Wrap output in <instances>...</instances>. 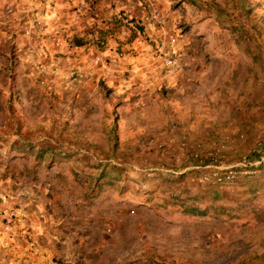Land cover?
Returning a JSON list of instances; mask_svg holds the SVG:
<instances>
[{
  "label": "rangeland",
  "instance_id": "obj_1",
  "mask_svg": "<svg viewBox=\"0 0 264 264\" xmlns=\"http://www.w3.org/2000/svg\"><path fill=\"white\" fill-rule=\"evenodd\" d=\"M169 1L179 41L164 52L134 44L140 24L131 40L103 23L69 39L43 5L64 0L0 4L20 15L0 27V188L27 187L50 264H264V0ZM35 20L48 38L24 36ZM54 36L116 75L47 89L36 46L77 62Z\"/></svg>",
  "mask_w": 264,
  "mask_h": 264
},
{
  "label": "built area",
  "instance_id": "obj_2",
  "mask_svg": "<svg viewBox=\"0 0 264 264\" xmlns=\"http://www.w3.org/2000/svg\"><path fill=\"white\" fill-rule=\"evenodd\" d=\"M147 7L148 11H145L144 16L145 21L155 27L165 28L167 16L162 10L153 2H149ZM19 16L14 3L6 4L0 16V27H12L18 22ZM44 30V23L38 20L23 26L24 36L31 40L35 31L39 33V36L43 35V39L48 38ZM49 36L52 35L49 34ZM43 39L40 41L42 42ZM159 41L162 46L161 51L164 52L167 44L176 45L179 38L176 35L165 33ZM28 44L31 47L30 41ZM54 45L55 49L63 52L70 44L65 38L54 36ZM36 48L37 51L31 59L32 64L43 75V83L49 90H54L57 83L86 86L90 85L98 74L109 78L116 75V69L113 68L112 63H108L102 52L93 54L87 61L78 59L74 65H67L61 63L63 60L58 56L47 59L49 53L44 46H36ZM177 59L175 55H169L166 57V63L174 66ZM260 146L263 149L262 143ZM26 188L21 184H18L16 188H0V262L50 264V255L46 250V245L41 242L34 230L33 211L31 212L30 205L31 196Z\"/></svg>",
  "mask_w": 264,
  "mask_h": 264
},
{
  "label": "crops",
  "instance_id": "obj_3",
  "mask_svg": "<svg viewBox=\"0 0 264 264\" xmlns=\"http://www.w3.org/2000/svg\"><path fill=\"white\" fill-rule=\"evenodd\" d=\"M5 0H0V4L4 3ZM64 6L66 9L59 11L55 5L50 3H44L45 8L48 9L46 19L52 18L54 25L59 28H63L64 32H67L68 38L72 37L83 32V35L92 37L94 40L99 36L100 26L103 23L105 26L110 25H122L121 31L118 30L116 33L119 38H128L133 39V36L130 37V26L135 28L136 25H141L143 27V32H139L135 37V43L138 40H141L144 36H149L151 40L159 41V39L167 33L168 35L174 34V27L172 25V19H174L175 11L170 8L171 4L169 0H64ZM153 2L157 5L162 12L167 16V25L170 23L171 26H168L169 29L155 27L151 24H148L145 19V11H148V3ZM34 4V3H33ZM32 4V5H33ZM52 8V9H51ZM65 12V13H64ZM67 14L68 17L63 18ZM169 18V19H168ZM89 26H92V32L89 31ZM138 31V30H137ZM135 31L134 33H137ZM177 31V29H176ZM88 37H85L84 40L87 41ZM143 40V39H142ZM147 41V40H146ZM126 45H129V42ZM122 45H125L122 43ZM118 44L111 45V53L116 55ZM148 46V44H138L137 52H140L142 48ZM89 47V43L86 44H70L63 53L74 55L72 60L81 59V61H87L90 55L86 54V48ZM82 52H84L82 54ZM149 51L140 52L141 55L149 54ZM71 55L65 56L70 58ZM80 55V57H79ZM63 58V59H66ZM130 60V58H129Z\"/></svg>",
  "mask_w": 264,
  "mask_h": 264
},
{
  "label": "trees",
  "instance_id": "obj_4",
  "mask_svg": "<svg viewBox=\"0 0 264 264\" xmlns=\"http://www.w3.org/2000/svg\"><path fill=\"white\" fill-rule=\"evenodd\" d=\"M14 25H15V24H14ZM14 25H13V26H14ZM13 26H12V27H13ZM12 27H11V28H12ZM35 34L39 35V33H38L37 31H35V33H34L33 35L35 36ZM77 44H83V43H81V41H80V42L78 41ZM39 76L41 77L42 82H43V78H44L43 75L40 73ZM43 84H44V83H43ZM71 85H73V84H71ZM54 88H55V87H54ZM29 145L32 146V147L34 146L33 144H29ZM106 170H107V169H105V170L103 169V170L101 171V173L99 174V178H102V177L105 176V172H106ZM192 210H197V207L192 208Z\"/></svg>",
  "mask_w": 264,
  "mask_h": 264
}]
</instances>
